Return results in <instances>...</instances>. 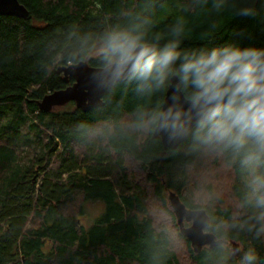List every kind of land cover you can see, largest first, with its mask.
<instances>
[{"label":"trees","instance_id":"trees-1","mask_svg":"<svg viewBox=\"0 0 264 264\" xmlns=\"http://www.w3.org/2000/svg\"><path fill=\"white\" fill-rule=\"evenodd\" d=\"M19 1L26 17L0 14V264H239L249 249L264 264L239 160L187 140L164 148L141 125L139 112L165 93L141 95L135 82H119L86 111L73 101L38 106L73 83L61 66H98L100 39L116 26L139 23L151 37L183 18L186 45L239 39L264 47V0H254L255 18L218 13L212 0ZM169 190L187 208H204L206 229L227 243L195 252ZM97 201L105 210L84 223L86 204Z\"/></svg>","mask_w":264,"mask_h":264},{"label":"clouds","instance_id":"clouds-1","mask_svg":"<svg viewBox=\"0 0 264 264\" xmlns=\"http://www.w3.org/2000/svg\"><path fill=\"white\" fill-rule=\"evenodd\" d=\"M218 13L255 18L254 0H212ZM187 25L178 19L165 33L149 36L139 23L116 26L101 37L98 87L135 82L136 92L166 93L138 116L143 127L170 142L187 140L193 150L228 152L239 160L244 176L243 206L250 209L249 231L264 234V47L239 39H215L186 45ZM255 249L239 264H257Z\"/></svg>","mask_w":264,"mask_h":264},{"label":"water","instance_id":"water-1","mask_svg":"<svg viewBox=\"0 0 264 264\" xmlns=\"http://www.w3.org/2000/svg\"><path fill=\"white\" fill-rule=\"evenodd\" d=\"M0 14L26 17L28 10L19 0H0ZM97 68L98 66H92L86 60L61 66L59 69L64 74V80L68 81V78L71 77L74 80L73 83L65 88L45 94L38 101L39 108L44 111H50L55 106H62L70 101H73L76 107L84 111L101 106L105 92L112 85L105 87H98L96 85L92 77ZM166 102L167 94L165 93L162 104ZM152 135L154 137L159 136L164 148L169 149H176L185 141L170 142L162 133L155 130H153ZM164 155L165 151L162 152L161 157H164ZM167 198L175 214L181 234L188 238L195 252H200L204 246L213 247L227 242L222 238H216L214 233L206 229L210 225V217L204 208H187L179 195L172 190L168 191ZM185 221L190 224L185 225ZM231 242L232 256H237L240 251V245L235 241Z\"/></svg>","mask_w":264,"mask_h":264},{"label":"rangeland","instance_id":"rangeland-1","mask_svg":"<svg viewBox=\"0 0 264 264\" xmlns=\"http://www.w3.org/2000/svg\"><path fill=\"white\" fill-rule=\"evenodd\" d=\"M105 204L102 201H97V202H89L86 204V212L87 214L84 215V223H90L92 220L102 213L105 210ZM232 251V249H231Z\"/></svg>","mask_w":264,"mask_h":264},{"label":"flooded vegetation","instance_id":"flooded-vegetation-1","mask_svg":"<svg viewBox=\"0 0 264 264\" xmlns=\"http://www.w3.org/2000/svg\"><path fill=\"white\" fill-rule=\"evenodd\" d=\"M186 222V221H185ZM188 223V225L190 224L189 222H187Z\"/></svg>","mask_w":264,"mask_h":264}]
</instances>
